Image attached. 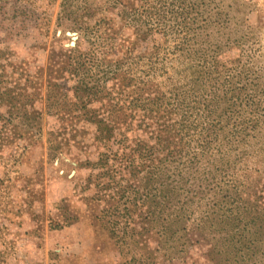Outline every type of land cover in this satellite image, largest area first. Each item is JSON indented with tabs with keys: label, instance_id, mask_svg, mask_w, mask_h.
I'll return each mask as SVG.
<instances>
[{
	"label": "trees",
	"instance_id": "16d2710c",
	"mask_svg": "<svg viewBox=\"0 0 264 264\" xmlns=\"http://www.w3.org/2000/svg\"><path fill=\"white\" fill-rule=\"evenodd\" d=\"M34 2L0 0V42L11 39L13 30L23 26L25 19L39 15ZM107 6L116 10L123 25L137 37L150 38L146 96L143 81L132 80V74L122 67V56L115 57L113 32L103 36L98 31L100 20L95 26L87 21L83 29L89 31L83 35L99 38L101 47L82 49L80 42H74L66 49L69 61L62 69L68 73L83 70V82L75 81L73 93L79 101L82 91L87 98L83 100L84 115L94 114L88 102L96 93L107 96L106 83L118 80L121 86L136 89L129 111L135 113L139 126L147 128L151 140L147 137L130 143L123 132L129 123L102 118L96 120L99 130L95 136L108 150L99 155L97 164L103 189L109 191L110 199L115 196L117 203L121 201L115 209L118 217L129 211L137 214L138 227L131 226L136 236L132 244L138 248V243L144 242L150 249L146 256L150 264H157L162 249L163 261L173 264L172 255L186 251L187 244L215 239L207 232L216 225L228 227L227 236L222 249L205 250L207 261L216 263L219 253L231 264H257L260 213L250 212V199L258 196L256 182L261 171L240 159L241 154H248L244 157L256 163L257 150L262 149L264 98L249 62L242 60L241 52L231 53L234 45L243 42L242 35L231 30L229 5L225 0L87 1L93 15ZM2 53L0 49V57ZM6 74L0 60V120L5 112H11L18 97V113L32 118L23 128V133L31 136L41 128L39 112L33 106L35 93L23 90L16 96L6 84ZM57 85L48 79V110L57 107ZM68 105L70 109L77 102L63 103L58 109ZM113 141L115 148L107 145ZM194 204L201 207L199 214H195ZM116 226L113 221L111 230ZM189 233L196 235L188 238ZM142 235H146V243ZM130 258L142 260L141 256Z\"/></svg>",
	"mask_w": 264,
	"mask_h": 264
},
{
	"label": "rangeland",
	"instance_id": "374dc122",
	"mask_svg": "<svg viewBox=\"0 0 264 264\" xmlns=\"http://www.w3.org/2000/svg\"><path fill=\"white\" fill-rule=\"evenodd\" d=\"M87 1L36 0L32 6L39 15L25 19L23 26L13 30L11 39L0 42L3 51L0 60L8 71L6 84L16 96L23 90L35 93L33 106L39 112L41 126L31 136L23 133L32 118L18 113L21 103L18 97L11 112H5L0 120V264H121L123 261L150 264L146 260L150 249L144 242L138 243V248L132 244L136 236L132 235L131 226L137 228L139 224L136 212L118 217L119 211L115 209L121 201L117 203L115 196L110 199L109 191L103 189L97 164L99 155L108 151L95 137L98 119L129 123L123 132L130 143L147 137L151 140L147 128L139 126L135 113L129 111L135 103L136 89L123 87L118 80L110 81L106 83L107 96L96 93V98L88 102L94 114L84 115L83 100L87 98L82 91L79 101L73 93L75 81L83 82V70L68 73L62 69L69 61L66 49L70 41L80 42L82 49L90 45L94 49L101 47L99 38L83 35L89 31L83 29L87 21L95 26L100 20V25H96L98 31L103 36L113 32L115 57L122 56V67L132 74V80L143 81L141 88L146 96L148 85L144 80L150 38L137 37L111 7L93 15ZM225 4L231 10V30L242 35L243 42L241 46L234 45L231 53L241 52L242 60L249 62L264 98V0H225ZM48 79L55 81L59 90L55 97L57 107L49 110L45 98ZM69 101L77 105L58 109ZM262 141L263 150H257L256 163L244 157L248 154H241L244 156L240 159L261 171L256 182L258 196L250 199L253 204L250 212L260 213L256 227L257 264H264V132ZM109 144L116 147L115 141ZM193 208L199 214L201 207L194 204ZM113 221L117 226L111 230ZM227 228L212 226L207 233L217 241L187 244L186 251L172 255L173 264H231L221 257L223 254L215 255L216 263L207 261L203 255L210 248H223ZM194 234L189 233L188 238ZM144 239L146 243V235H142L141 240ZM163 252V249L158 251L157 264L167 263L163 261L165 256H161ZM134 255L142 260L131 259Z\"/></svg>",
	"mask_w": 264,
	"mask_h": 264
},
{
	"label": "water",
	"instance_id": "95a60500",
	"mask_svg": "<svg viewBox=\"0 0 264 264\" xmlns=\"http://www.w3.org/2000/svg\"><path fill=\"white\" fill-rule=\"evenodd\" d=\"M68 34H69V33H68ZM71 36H72V38H73V39H75V38H76V36H75V33H73ZM73 44H74V41H73V40H72V41H70L69 45H73Z\"/></svg>",
	"mask_w": 264,
	"mask_h": 264
}]
</instances>
